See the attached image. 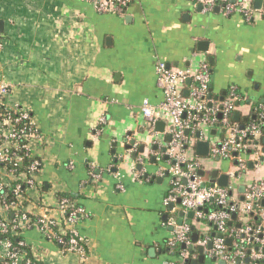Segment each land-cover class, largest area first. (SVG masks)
Here are the masks:
<instances>
[{
	"label": "crops",
	"instance_id": "0c3cea01",
	"mask_svg": "<svg viewBox=\"0 0 264 264\" xmlns=\"http://www.w3.org/2000/svg\"><path fill=\"white\" fill-rule=\"evenodd\" d=\"M199 5L130 0L118 15L96 12L86 0H0V80L11 85L9 102L28 107L38 129L31 147L40 167L34 186L25 190V207L33 215L48 210L60 228L74 227L85 238L81 257L62 251L35 227L25 229L22 237L41 264L177 260L170 220L178 225L194 219L178 201H165L172 180L170 123L160 118L164 125L156 130L154 123L151 131L139 110L144 99L152 104L163 99L157 62L196 70L205 61L207 97L220 103L232 91L237 98L232 118L240 127L264 104V0L260 9L252 0L251 21L238 12L205 11ZM190 84L186 81L182 91L186 99ZM186 135L188 154L201 161L199 175L206 184L212 183L213 170L216 184L226 174V188L241 200L249 184L264 180V155L252 149L233 152V159L213 157L212 145L226 136L220 126L197 123ZM198 141L208 142L206 153L199 152ZM259 143L264 154V134ZM60 195L83 210L73 225L56 208ZM229 222L236 229L248 218L236 214ZM192 223L191 264H226L210 256L209 242L198 243L214 234L211 223ZM3 254L0 246V258ZM248 256L237 257L235 264H249Z\"/></svg>",
	"mask_w": 264,
	"mask_h": 264
},
{
	"label": "built area",
	"instance_id": "2783aa9c",
	"mask_svg": "<svg viewBox=\"0 0 264 264\" xmlns=\"http://www.w3.org/2000/svg\"><path fill=\"white\" fill-rule=\"evenodd\" d=\"M86 1L92 3L96 12L121 15L130 0ZM193 1L205 11L219 7L225 14L238 12L246 21L253 19L252 0ZM2 48L3 36L0 34V50ZM156 76L163 99L158 104L144 99L139 110L148 119L151 131L160 118L167 117L170 123L168 132L171 140L167 145V154L175 162L169 168L172 180L165 201L179 200L184 212L193 213L192 221L211 223L214 234L211 237L204 236L198 243L206 245L211 242L210 256L215 261L222 259L226 264H235L237 257L242 259L247 253L250 258L247 263L259 264L262 261L264 264V210L256 205L257 200L264 199V180L249 184L241 200L235 197L230 188L216 183L206 184L198 173L201 161L188 154L187 145L190 140L186 135V131L193 130L197 123L210 127L217 125L225 130L226 136L218 144L212 145L213 157L233 159V152L246 149H252L262 156L264 154H259V137L264 134V104L256 112L254 120L239 127L230 120V113L237 100L232 91L230 97L220 103L207 97L210 73L205 61L196 70L167 67L164 62L158 61ZM188 79L191 84L188 89L189 97L186 99L182 91ZM10 91L11 85L0 80V246L4 249L0 259L3 264H40L35 257L27 256L26 251L21 249L25 245L24 240H19L15 246L8 237L3 236L8 232L22 236L23 231L29 227H35L48 241L52 242L55 238V243L62 251L74 252L83 257L85 238L74 227L62 229L48 210L33 215L25 207V190L34 186L35 174L40 167L31 147L32 141L37 139L38 129L28 107L9 102ZM237 159L241 168L243 162L239 157ZM56 208L61 219L71 225L83 211L65 196L59 198ZM233 212L240 218H248V222L229 230L234 241V251H231L230 256L223 234L227 232V223ZM249 213L258 217L257 225L249 223ZM192 221L177 225L174 219L170 220V224L174 226L170 246L182 245L178 251L180 260L177 264H187L186 260L190 257L189 247L194 225ZM55 226L58 227L55 229Z\"/></svg>",
	"mask_w": 264,
	"mask_h": 264
},
{
	"label": "water",
	"instance_id": "95a60500",
	"mask_svg": "<svg viewBox=\"0 0 264 264\" xmlns=\"http://www.w3.org/2000/svg\"><path fill=\"white\" fill-rule=\"evenodd\" d=\"M262 2H263V0H253V7L256 8V9H260V8H261V4H262ZM199 6H200V5H199ZM217 8H218V7H216L215 9H217ZM2 26H3V22L0 20V30H2ZM187 82H190V80L188 79ZM219 116H220V115H219ZM162 125H164L163 122H161V121H156V122H155V128H156V130H159V128H161ZM186 132H187V131H186ZM197 146H198L199 152H201V153H206V150H208V146H209V144H208V142L198 141V142H197ZM204 149H205V150H204ZM163 150H165V148H164ZM139 152H140V153L143 152V147H142V146L139 148ZM133 155H134V157H136L137 152L133 153ZM166 157H167V156H166ZM172 162L174 163L175 161L172 160ZM141 167H142V164H141V163H138V165H137V169H140ZM201 172H202V171H199L198 173L201 174ZM216 175H217V171H216V170H213V171H212V174H211V181H212V183L215 182V180H216V179H215V178H216ZM217 183H218L220 186L226 187V186L228 185V175H226V174L220 175V176L218 177V179H217ZM240 190L242 191V190H243V187H241ZM177 201L179 202V200H177ZM171 205H172V203H170L169 206L171 207ZM182 215H183V214L180 213V216H182ZM192 215H193V213L190 211V212L188 213V216H189V217H192ZM235 215H236V212H233V213H232V218L235 217ZM228 224H230V222H229ZM191 237H192L193 240H195V238H196V234H195V233L191 234ZM225 242H226V244L229 245L231 241H230V239H226ZM210 246H211V242L208 243V247H210ZM200 251H201V249H200ZM201 260H202V257H199V261H201ZM245 261H246V262H249V261H250V258L247 257V258L245 259ZM220 263L223 264L222 261H221Z\"/></svg>",
	"mask_w": 264,
	"mask_h": 264
},
{
	"label": "trees",
	"instance_id": "16d2710c",
	"mask_svg": "<svg viewBox=\"0 0 264 264\" xmlns=\"http://www.w3.org/2000/svg\"><path fill=\"white\" fill-rule=\"evenodd\" d=\"M234 105H235V102H234ZM232 114H233V111L230 113V120L232 121V122H234V120H233V118H232ZM254 120V119H253ZM252 120H250L249 122H251ZM234 123H236V122H234ZM237 124V123H236ZM240 127V126H239ZM26 163V162H25ZM6 191V190H5ZM63 196H65V195H60V197H63ZM65 197H67V198H69L68 196H65ZM243 197V196H242ZM71 200V199H70ZM256 205H257V207L258 208H261V199H259V200H257L256 201ZM248 217L250 218V220H249V223L252 225V226H255V225H257L258 223H259V219H258V217L254 214V213H249L248 214ZM10 218V217H9ZM232 218V213H230V219ZM229 223V222H228ZM227 223V232H225L224 234H223V236L225 237V241H226V239L227 238H231V241L233 242V237L229 234V230L231 229V225H229ZM239 226H243V224H241V223H239ZM58 227V226H57ZM56 226H55V229L57 228ZM4 237H8L11 241H12V243H13V245H15V246H17V243H18V241L19 240H24L23 239V237L22 236H16V235H12L10 232H8V233H6V234H4L3 235ZM55 238H53L52 239V242L53 243H55ZM25 242V241H24ZM232 246H233V243H231V244H227V250L229 251V255L230 256H232V254H231V251L233 250L232 249ZM181 247H182V245H179V246H176V247H173V249H175V251H179V249H181ZM21 249L22 250H25L26 251V255L27 256H30V257H32V255H31V253H30V248H29V246L26 244V242H25V245L23 246V247H21ZM179 260H180V258H179V256H178V258H177V260L175 261V263L174 264H177L178 262H179ZM39 262V261H38ZM191 259L189 258V259H187L186 260V263L187 264H191ZM40 264H41V262H39ZM0 264H3V260H1L0 259Z\"/></svg>",
	"mask_w": 264,
	"mask_h": 264
}]
</instances>
